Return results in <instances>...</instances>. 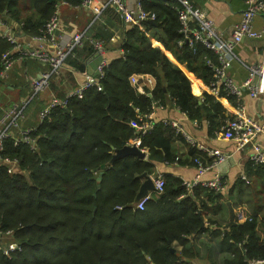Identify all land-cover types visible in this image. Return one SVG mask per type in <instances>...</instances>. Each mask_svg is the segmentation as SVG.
Returning <instances> with one entry per match:
<instances>
[{
    "label": "trees",
    "instance_id": "obj_1",
    "mask_svg": "<svg viewBox=\"0 0 264 264\" xmlns=\"http://www.w3.org/2000/svg\"><path fill=\"white\" fill-rule=\"evenodd\" d=\"M22 1L0 0V18L14 30L35 37L54 14L57 3L66 1L70 6L81 7L85 0H27L25 6ZM140 3L156 19L153 23L145 22L144 30L136 25L124 28L119 45L123 55L104 68L100 79L102 90L87 89L81 98H72L67 108L56 109L40 123L33 133L38 144L35 151L25 143L15 145L13 136L5 140L0 156L17 158L20 165L13 173L7 172V164L0 167V229L13 230L23 250L10 256L0 252V264L203 261L201 249L190 245V238L209 231L202 226L201 214L205 209L218 211L209 204L220 201L222 193L196 188L192 195H187L182 179L166 176L164 191L160 195L155 192L143 211L136 209L135 199L142 184L140 176L153 172L152 161L196 167V158L207 164L212 160L190 145L187 159L181 161L173 154L172 144L184 140L183 135L171 125L158 122L149 133L139 135L138 147L149 151L148 160L129 156L108 164L115 149L131 144L136 137L132 122L141 115L152 114L155 105L165 106L167 99L188 119L205 118L212 130L220 131L233 118L226 115V109L215 96L202 91L179 67L210 87L214 72L207 61L214 64L218 61L213 51L202 43L190 45L180 32V3L176 0H140ZM107 16L120 22L114 7L105 9L104 17ZM148 34L163 49L154 47ZM95 35L101 39L95 41H104L107 48L112 36L108 29L98 27ZM11 49V44L0 37V74L3 59ZM92 49L95 52L94 44ZM76 51L77 48L65 63L84 73L87 65L78 61ZM134 75L152 77L154 87L138 94L131 83ZM103 165L106 169L98 182ZM249 171L260 172L264 178L263 166L251 164ZM249 217L245 223L222 231L216 226L218 223L210 221L216 226L210 232L220 246H211L208 251L218 247L224 252L222 264L264 261V221L257 216ZM176 240L182 244L181 251L172 247ZM208 258L210 264H217L210 252Z\"/></svg>",
    "mask_w": 264,
    "mask_h": 264
},
{
    "label": "crops",
    "instance_id": "obj_2",
    "mask_svg": "<svg viewBox=\"0 0 264 264\" xmlns=\"http://www.w3.org/2000/svg\"><path fill=\"white\" fill-rule=\"evenodd\" d=\"M195 8L202 10L208 18L214 21L219 31L224 37H231L234 27L241 21L242 14L246 8L245 0H188ZM139 0H126L125 4L136 11ZM23 6V5H21ZM25 6V5H24ZM102 6L101 1H94L90 8L85 9L81 7H74L70 5H63L61 11V27L60 34L64 37V45H66L76 33L87 31V38L83 46L77 48L78 61L87 65V70L81 73L72 69L69 62L65 63L58 76L53 77L50 88L47 92L38 96H33L32 81L40 75L47 67L37 61L27 60L23 62H16L6 77L0 80V120L6 111L17 107L23 110V117L18 120V127H10L13 137H20L21 131L25 129L37 128L41 123L39 114L50 96L55 95L63 98L66 94L79 88L85 81V77L89 74V65L98 55L93 52L92 44L96 38V29L104 27L111 33V39L106 48L104 59L109 63L113 60L119 59L123 52L119 45L122 39V32L124 28L130 27L129 23L120 20L113 22L112 18L104 17L105 10H100ZM115 23L114 25H112ZM126 24V25H125ZM253 26L255 30L264 29V15H259L255 18ZM15 28V27H14ZM143 30L144 26L141 27ZM19 40L24 44L33 45V37L27 36L21 31L15 30ZM150 36V34H148ZM101 40V39H98ZM150 42L154 47L163 49V46L154 37L150 36ZM104 43V41H103ZM105 44V43H104ZM236 58L230 62L227 69V74L234 80L237 85L243 84L250 78L248 66L256 65L264 61V37L259 39H244L235 46ZM169 59L177 64V62L167 54ZM74 58V57H72ZM179 65V64H177ZM179 67L196 83V85L217 98L221 105L226 109V115L231 117L244 116L255 123L257 126L264 124V93L256 97H252L248 90H242L241 99L242 110L234 104V101L220 96L219 93L215 95L213 91L204 84L201 79L190 73L186 68L179 65ZM139 81L137 87L138 94H145L146 90L152 89L155 80L150 76L136 75ZM149 78L153 79V85H149ZM254 83L258 82L257 77L252 80ZM154 123L164 122L166 120L179 121L185 131L199 146L205 149H218L227 156L224 163L216 165L214 168L206 172L201 180H212L215 175H220L225 178L227 186L222 193L220 201H211V207H217L218 211L201 210L202 221L206 232L199 235H194L190 238V245H195L201 249L202 262L195 261V264H210L208 262V252L212 254V260L217 264H222L226 254L220 252L216 247L214 250L208 251L211 246H220L216 238L212 237L210 231L214 227L219 230H225L228 225L232 210L235 213V225L243 224L250 219L249 216H257L264 221V178L260 172L250 174L249 169L252 164L250 161L251 149L246 148L239 150L237 145L231 140L223 139L221 131L211 129L210 123L204 118L201 121H192L188 119L170 100H166L165 106H155L152 114ZM184 138V137H183ZM258 142L264 151V132L259 134ZM190 144L184 140H176L172 144V152L179 157L181 161L187 159ZM142 150V149H141ZM146 159H149L150 153L146 149ZM154 165L151 177L161 175L163 177L173 176L182 179L183 181L192 182L197 177V168L181 165L177 163L169 164L166 161H152ZM251 163V164H250ZM245 177V179L243 178ZM144 180L141 179V183ZM242 181L241 185L239 183ZM151 197L155 192L150 193ZM157 195H160L156 193ZM210 221H215L216 226L210 224ZM233 225V226H235ZM231 226V227H233ZM230 230V229H226ZM258 231L262 233V228ZM7 242V240H6ZM218 242V243H216ZM172 247L175 250L181 251L182 244L176 240ZM149 264H152L151 262ZM264 264V263H257Z\"/></svg>",
    "mask_w": 264,
    "mask_h": 264
},
{
    "label": "built area",
    "instance_id": "obj_3",
    "mask_svg": "<svg viewBox=\"0 0 264 264\" xmlns=\"http://www.w3.org/2000/svg\"><path fill=\"white\" fill-rule=\"evenodd\" d=\"M94 1H101L102 6L100 10H105L107 7H114L117 10L119 19L125 23L133 24L134 26L142 27L145 22L155 21L156 16L142 8L140 0L137 4L136 11L129 8L126 0H85L81 8L88 9ZM169 1V0H165ZM180 3L179 23L180 32L188 39V43H202L207 49L213 51L218 58L217 64L211 60L207 64L214 72V80L209 87L215 95L224 93L226 98L234 101L238 109L242 110L243 104L241 99L242 90H248L252 97H256L264 93V61L248 66L250 78L243 84L237 85L234 80L227 74V69L230 62L236 58L235 46L242 42V40L259 39L264 37V29L255 30L253 23L257 16L264 15V0H245L246 8L242 14L241 21L234 27L231 37L226 38L219 31L214 21L207 17V15L200 9L195 8L188 0H176ZM63 5H69L66 1L57 3L55 5V12L52 17L46 22L44 28L38 36L33 37V45L22 43L15 33L14 27L4 22L0 18V37L6 39L12 46L8 51V55L4 57V69L0 74V78L6 77L12 66L16 62H23L27 60L37 61L47 67L46 70L40 73L32 83L33 96H38L49 90L53 77L58 76L62 67L69 55H72L74 50L81 47L84 40L87 38V31L76 33L71 40L64 45V37L60 34L61 27V11ZM192 24L195 29H192ZM95 53L98 56H104L106 52L103 41H94ZM181 46L182 43H179ZM108 62L104 59L97 67L100 73L99 77L87 74L84 83L77 89L66 94L65 97L60 98L55 95L50 96L46 105L40 111V122H44L51 116V114L58 108L65 109L72 98H81L83 93L91 88L96 87L102 90L100 79L103 77L104 68ZM257 77L258 82L254 83L253 78ZM131 83L135 87H139V81L136 75L131 78ZM149 85H153V79L149 78ZM26 104L24 105V107ZM14 107L5 112L0 120V152L4 150V142L12 137L10 127H18V120L23 117V110ZM184 114V113H183ZM185 115V114H184ZM186 116V115H185ZM187 117V116H186ZM164 123L172 126L178 134H182L186 141L196 147L197 150L204 152L212 161L204 163L201 158L195 159L197 168V177L194 181H184L183 185L186 187L187 195H192L194 189L201 188L203 190H210L217 194L223 193L226 189L227 183L225 178L220 175H215L212 180L202 181V176L216 165L224 163L227 156L218 149H205L199 146L190 136H188L181 123L174 120H166ZM154 122L152 116L141 115L137 120L132 122V126L136 129V137L129 145L139 146L141 139L140 134L149 133L153 127ZM36 128L25 129L21 131L20 137L14 138V144L19 145L25 143L32 150L38 147L37 138L33 137ZM221 135L225 140L233 141L239 150L246 148L251 149L250 161L255 166L264 167V151L258 142L259 134L264 132V124L257 126L251 120L244 116H236L226 121L221 128ZM146 152V149H142ZM8 165L7 172L13 173L19 167L20 161L17 158L9 159L0 156V167ZM245 179V177H243ZM155 192L161 194L164 191L165 181L161 175L152 177ZM151 194L136 202V209L143 211L145 206L151 200ZM122 210V207H118ZM14 231H4L0 229V252L5 256H10L12 253H19L23 250L22 244L15 240ZM7 240V242H6ZM264 263L262 260L251 262L250 264Z\"/></svg>",
    "mask_w": 264,
    "mask_h": 264
},
{
    "label": "water",
    "instance_id": "obj_4",
    "mask_svg": "<svg viewBox=\"0 0 264 264\" xmlns=\"http://www.w3.org/2000/svg\"><path fill=\"white\" fill-rule=\"evenodd\" d=\"M149 23H153V21H149ZM103 60H104L103 56H98L93 60L92 63H90L89 74L91 76H94V77L100 76V73L98 72L97 67L99 66V64ZM149 96L151 97V94ZM155 106H157V105H155ZM129 156L137 157L141 160L146 159V153L144 151H142L137 145H125L121 149H115L114 150V154L112 156V159L110 160V162L108 164L113 165L115 162L122 160L126 157H129ZM105 169H106V166L103 165L100 169L101 170L100 176L97 178L98 182H100L102 180V174H103V171ZM140 179H143L144 181L142 182L140 189H139V192L136 196V199H135L136 202H138L140 199L146 197L149 193L155 192V186H154V182H153L151 175L144 173L140 176ZM234 218H235V213L232 210L230 221H229L228 225L225 227V229H230L231 226L235 225Z\"/></svg>",
    "mask_w": 264,
    "mask_h": 264
},
{
    "label": "rangeland",
    "instance_id": "obj_5",
    "mask_svg": "<svg viewBox=\"0 0 264 264\" xmlns=\"http://www.w3.org/2000/svg\"><path fill=\"white\" fill-rule=\"evenodd\" d=\"M26 2H27V0H23V1H22L23 5H25V4H26Z\"/></svg>",
    "mask_w": 264,
    "mask_h": 264
}]
</instances>
